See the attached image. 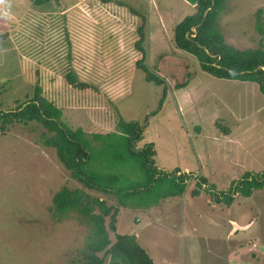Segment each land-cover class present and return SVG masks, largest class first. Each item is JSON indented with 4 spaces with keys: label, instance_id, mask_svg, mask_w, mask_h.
<instances>
[{
    "label": "rangeland",
    "instance_id": "rangeland-1",
    "mask_svg": "<svg viewBox=\"0 0 264 264\" xmlns=\"http://www.w3.org/2000/svg\"><path fill=\"white\" fill-rule=\"evenodd\" d=\"M152 4L5 0L0 5V110L15 109L40 85L68 126L110 133L108 146H118L119 120L140 121L144 137L136 147L153 143L158 169H180L191 178L181 196L121 207L117 232L137 235L156 264H264V188L248 197L235 194L232 205L217 202L207 190L210 184L199 195L192 193L201 176L214 191H227L247 171H264V96L257 83L215 77L202 70L196 56L176 47L174 28L190 3L160 0L155 10ZM259 9L264 20V0H228L220 28L229 44L264 47ZM141 25L145 53L137 46ZM143 56L162 84L147 80L138 63ZM71 71L94 89L72 86ZM48 134L36 121L0 128V264L88 262L85 246L94 233L87 221L76 213L61 221L53 217L55 193L82 184L56 149L44 144ZM142 175L132 168L128 173L131 181ZM87 190L116 203L103 192Z\"/></svg>",
    "mask_w": 264,
    "mask_h": 264
},
{
    "label": "trees",
    "instance_id": "trees-1",
    "mask_svg": "<svg viewBox=\"0 0 264 264\" xmlns=\"http://www.w3.org/2000/svg\"><path fill=\"white\" fill-rule=\"evenodd\" d=\"M31 1L35 5H43L51 0ZM195 4V10L175 25L176 47L196 56L202 70L215 77L257 83L264 96V47L239 49L226 41L220 28V16L227 9L228 0H195ZM257 21L259 30L263 32L262 9L257 12ZM145 28V25L139 27L140 40L137 42L143 53L145 49L141 46L146 39ZM144 61L143 56L138 63L146 73L147 80L162 84V78L154 74ZM67 77L77 89L86 90L94 86L80 80L74 71ZM164 92L163 96H166L167 89ZM161 103L160 100L159 106ZM62 115V109L43 96L41 86L37 85L32 98L13 110H0V128L4 130L15 122L28 124L36 121L51 133L44 135V144L56 149L59 160L82 184L81 188L64 186L57 191L51 210L57 221L76 213L90 225L94 235L85 246L88 263L156 264L138 241L137 235L117 232L120 208L135 203L157 205L167 197L181 196L186 192L191 176L187 172L179 174L180 169L172 172L158 169L153 143L141 149L136 147V143L144 137V125L138 120H119L117 128L122 135L118 146H108L110 133L88 134L82 127L68 126L62 120ZM131 168L143 175L131 181L132 177L128 176ZM206 184H210L211 189L207 190L212 192L217 202L232 205L235 194L248 197L255 190L264 188V171L257 174L247 171L227 191H214V185L201 176L192 191L193 195H199L201 189H206ZM87 189L103 192L115 198L116 203L109 204L106 199L94 196Z\"/></svg>",
    "mask_w": 264,
    "mask_h": 264
},
{
    "label": "crops",
    "instance_id": "crops-1",
    "mask_svg": "<svg viewBox=\"0 0 264 264\" xmlns=\"http://www.w3.org/2000/svg\"><path fill=\"white\" fill-rule=\"evenodd\" d=\"M138 2H140L141 4H143V3H145L147 0H137ZM149 1H152V3L154 4H152V7H153V9L155 10L156 8H157V5H156V3L158 2L159 3V1L160 0H149ZM183 1H186V2H188V3H190V5H189V9H187V10H189L188 12L186 11V13H184L183 14V16H182V18L183 17H185V15L186 14H189V13H191L192 11H194L195 10V8H196V4H194V3H191L189 0H183ZM192 1V0H191ZM120 5H122V4H120ZM182 11V10H181ZM156 17H157V15H156ZM158 18V17H157ZM181 18V19H182ZM158 21L160 22V20L158 19ZM177 24V23H176ZM175 25V24H174ZM85 82H87V81H85ZM86 264H90V263H86Z\"/></svg>",
    "mask_w": 264,
    "mask_h": 264
},
{
    "label": "clouds",
    "instance_id": "clouds-1",
    "mask_svg": "<svg viewBox=\"0 0 264 264\" xmlns=\"http://www.w3.org/2000/svg\"><path fill=\"white\" fill-rule=\"evenodd\" d=\"M5 3V0H0V5H3ZM4 15H7V13L5 12Z\"/></svg>",
    "mask_w": 264,
    "mask_h": 264
},
{
    "label": "water",
    "instance_id": "water-1",
    "mask_svg": "<svg viewBox=\"0 0 264 264\" xmlns=\"http://www.w3.org/2000/svg\"><path fill=\"white\" fill-rule=\"evenodd\" d=\"M193 30H196L195 28H193ZM235 227H237V224L234 225Z\"/></svg>",
    "mask_w": 264,
    "mask_h": 264
},
{
    "label": "flooded vegetation",
    "instance_id": "flooded-vegetation-1",
    "mask_svg": "<svg viewBox=\"0 0 264 264\" xmlns=\"http://www.w3.org/2000/svg\"><path fill=\"white\" fill-rule=\"evenodd\" d=\"M239 264H241V262Z\"/></svg>",
    "mask_w": 264,
    "mask_h": 264
}]
</instances>
